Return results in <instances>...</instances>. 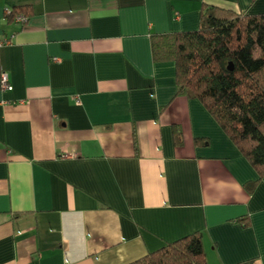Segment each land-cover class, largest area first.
<instances>
[{"label":"crops","instance_id":"obj_1","mask_svg":"<svg viewBox=\"0 0 264 264\" xmlns=\"http://www.w3.org/2000/svg\"><path fill=\"white\" fill-rule=\"evenodd\" d=\"M206 4L264 12V0H0L13 84L0 82V264H130L196 232L208 264H264V177L248 189L255 167L152 49L153 33L198 28Z\"/></svg>","mask_w":264,"mask_h":264},{"label":"trees","instance_id":"obj_2","mask_svg":"<svg viewBox=\"0 0 264 264\" xmlns=\"http://www.w3.org/2000/svg\"><path fill=\"white\" fill-rule=\"evenodd\" d=\"M21 10L13 8L9 16ZM151 42L156 59L175 62L178 92L199 98L255 167L259 178L247 184L253 191L264 177V12L206 4L198 28L153 33ZM180 140L178 131L176 141ZM195 142L205 144L208 139L196 137ZM244 220L248 225V218ZM130 264L208 261L202 236L196 232Z\"/></svg>","mask_w":264,"mask_h":264},{"label":"built area","instance_id":"obj_3","mask_svg":"<svg viewBox=\"0 0 264 264\" xmlns=\"http://www.w3.org/2000/svg\"><path fill=\"white\" fill-rule=\"evenodd\" d=\"M10 12H11V10H10ZM17 17H19V19H22V20H26V18H27V16L23 13L18 14ZM8 41H9V39L6 37L0 39V46L3 43L8 42ZM0 82H1V86L4 90H6V89L11 90L13 88V84L11 83L10 78H9V73L5 69H3L1 71Z\"/></svg>","mask_w":264,"mask_h":264},{"label":"water","instance_id":"obj_4","mask_svg":"<svg viewBox=\"0 0 264 264\" xmlns=\"http://www.w3.org/2000/svg\"><path fill=\"white\" fill-rule=\"evenodd\" d=\"M230 68H232V67L230 66Z\"/></svg>","mask_w":264,"mask_h":264}]
</instances>
